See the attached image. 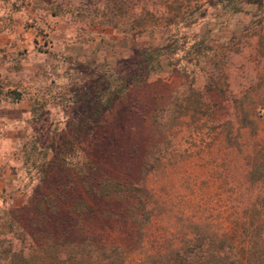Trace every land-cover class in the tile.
<instances>
[{"label":"rangeland","instance_id":"obj_1","mask_svg":"<svg viewBox=\"0 0 264 264\" xmlns=\"http://www.w3.org/2000/svg\"><path fill=\"white\" fill-rule=\"evenodd\" d=\"M171 1L126 0L125 21L140 13L150 20L144 14L147 11L166 14ZM106 2L0 0V241L5 240L4 244L21 246L7 229L18 217L16 228L26 235L35 226L52 234H67L73 240H61L63 246L88 242L90 235L105 244L125 249L131 246L134 227L119 216L115 202L92 197L66 172L58 173L49 166L46 173L40 169L42 163L54 160L50 148L59 135L68 132L73 120V91L85 82L102 73L125 74L134 50L156 46L176 33L190 39L205 38L215 48L233 38L225 68L229 97L239 96L264 72V24L255 27L253 6L233 14L217 6V0H181L185 7L198 8L194 26L179 30L160 26L131 36L114 27ZM181 57L182 53L172 55L173 62L182 67L186 62ZM162 61V70L149 76L145 88L133 89L120 99L104 123L90 132L86 143L62 148L67 164L90 158L114 180L139 181L152 117H174L173 112L162 113L159 108L182 92L187 80L180 68L166 66V57ZM202 81L197 79L194 86L202 87ZM22 98L28 103L18 105ZM219 101L218 118L232 119L230 104ZM169 136L174 148L180 152L188 148L191 154H183L175 165L150 176L148 186L159 195L162 211L147 227L142 247L128 255L126 264H153V254L168 252L192 224L198 225V190L208 189L202 182L198 185V179L204 178L202 167H221L229 162L228 148L218 140L198 156V145L192 146L185 124L174 128ZM44 176L60 188L51 195L54 203L48 213L46 209L44 213L35 211L28 202L38 186L43 187ZM210 196L209 210L218 218L219 199ZM221 200L225 203L227 195ZM9 209L16 215L3 217L2 211Z\"/></svg>","mask_w":264,"mask_h":264},{"label":"trees","instance_id":"obj_2","mask_svg":"<svg viewBox=\"0 0 264 264\" xmlns=\"http://www.w3.org/2000/svg\"><path fill=\"white\" fill-rule=\"evenodd\" d=\"M106 1L114 27L123 35L135 36L160 26L188 29L198 22L194 12L198 8L185 7L181 0L167 4L166 14L147 11L144 14L150 20H145L140 13L130 22L124 18L128 12L126 0ZM217 6L233 14L253 6L255 27L261 28L264 24V0H217ZM232 40L215 48L205 38L190 39L176 33L156 46L134 50L127 60L125 74L102 73L73 91V120L68 132L53 142L50 149L54 151V160L46 165L42 163L40 169L46 173L49 166L58 173L66 172L92 197L115 202L119 216L134 227L129 248L99 242L93 235L88 236V242L68 244L73 239L67 234H52L38 226L26 235L16 228L19 219L16 217L7 229L21 246L16 247L12 242L4 244L5 240L1 239L0 264H126L128 255L142 247L147 227L162 211L159 195L148 186L150 176L166 171L183 154H191L188 148L183 152L174 148L169 136L174 128L183 124L189 128L192 146L198 145V156L218 140L228 148L230 159L221 167L214 164L202 167L204 178L198 179V185L202 182L208 189L198 190V225L192 224L168 252L153 254V264H264V97L261 96L264 72L239 96H227L229 83L225 68ZM179 53L186 62L182 67L172 58ZM164 57L166 66L180 68L188 81L182 92L175 93L169 104L159 108L162 113L173 112L174 117L163 114L152 117L139 181L131 184L114 180L103 174L90 158L67 164L62 148L86 143L90 132L104 123L105 116L120 99L133 89L145 88L149 76L162 70ZM197 79L203 80L202 87L194 86ZM220 99L230 104L232 119L218 118ZM67 165L70 167L66 168ZM42 180L43 187L38 186L28 202L35 211L44 213L46 209L48 213L54 203L51 195H56L60 188L48 176ZM210 194L219 199L218 218L209 208ZM225 195L224 203L221 199ZM14 214L15 210L2 211L3 217ZM61 240L68 242L66 246Z\"/></svg>","mask_w":264,"mask_h":264},{"label":"crops","instance_id":"obj_3","mask_svg":"<svg viewBox=\"0 0 264 264\" xmlns=\"http://www.w3.org/2000/svg\"><path fill=\"white\" fill-rule=\"evenodd\" d=\"M243 13V12H242ZM240 14V13H239ZM161 43V42H160ZM28 102H27V100L25 99V98H22L21 100H18L17 101V104L19 105H21V104H27ZM24 112H26L27 110H23Z\"/></svg>","mask_w":264,"mask_h":264}]
</instances>
